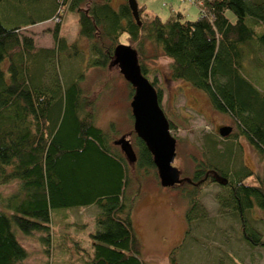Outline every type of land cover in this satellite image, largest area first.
<instances>
[{
    "label": "trees",
    "instance_id": "16d2710c",
    "mask_svg": "<svg viewBox=\"0 0 264 264\" xmlns=\"http://www.w3.org/2000/svg\"><path fill=\"white\" fill-rule=\"evenodd\" d=\"M112 1L0 0V186L18 181L15 192L0 195V264H24L29 256L15 228L43 234L49 246L53 211L91 204L100 211L91 234L93 255L86 263L148 264L140 257L141 242L125 197L130 166L95 125L96 96L86 95L79 79L63 85L54 68L46 83L47 63L58 64L69 48L78 52L76 42L68 45L60 35L67 7L77 11L79 39L89 42L93 66L111 64L126 33L147 77L145 45L152 42L172 60L173 80L186 81L207 95L213 109L231 118L264 161V89L244 73L250 55L264 51V0H195L200 3L196 20L180 12L166 20L158 15L146 20L144 7L138 6L140 25L127 0L116 7ZM50 20L58 23L52 32L55 47H37L24 30ZM258 61L264 66L263 58ZM151 83L161 100L162 92ZM133 94L131 86V99ZM133 137L137 164L157 171L145 143ZM217 165L199 160L192 177L181 173L186 179L181 189L189 198L186 236L198 214L201 184L212 182L226 188L223 202L239 215L243 239L264 247L260 232L250 228L244 216L257 204L264 208V174L244 166L231 176ZM250 177L258 185L250 184ZM174 259L172 255L171 262Z\"/></svg>",
    "mask_w": 264,
    "mask_h": 264
},
{
    "label": "rangeland",
    "instance_id": "374dc122",
    "mask_svg": "<svg viewBox=\"0 0 264 264\" xmlns=\"http://www.w3.org/2000/svg\"><path fill=\"white\" fill-rule=\"evenodd\" d=\"M33 1L37 3L38 0ZM166 1L137 0V3L145 6L149 15H158L162 20L168 19L173 12H180L190 20H196L200 15V3L195 0ZM120 2L112 1L115 7ZM67 8L59 23L60 35L68 45L76 42L78 52L73 54L69 48L60 56L58 64L47 63L46 70L49 68L50 72L46 83L52 68L57 70L65 86L79 79L83 92L96 96L95 125L109 135L112 143L127 135L134 145L131 84L117 66L109 63L104 67L92 65L94 57L90 44L85 39H79L77 11ZM229 16L234 21V15ZM146 17L144 19H149ZM57 24L56 20L40 22L28 27L24 33L32 35L37 47L53 48L52 32ZM120 42L128 45L126 33L120 36ZM145 46L147 78L155 82L162 92L160 105L170 122L171 134L177 140L174 166L180 169L182 176L192 177L199 160L216 163L224 171L228 170L231 176L244 166L263 175L264 163L258 159L247 138L238 132L231 118L213 109L208 96L190 83L173 80L172 60L152 42L146 41ZM259 57L264 59V51L250 55L244 73L260 89H264V66L259 63ZM226 125L232 126L233 131L229 136L221 137L218 130ZM115 147L121 151L119 146ZM128 164L130 181L125 197L132 208L133 227L141 242L140 257L146 263L264 264V247L252 246L243 239L239 215L230 206L224 205L226 188L212 182L201 184L198 214L191 221L190 232L186 236L189 198L182 192V186L163 187L155 168L140 167L137 162ZM247 180L258 185L253 177ZM17 187L18 181L15 180L2 185L0 195L6 197ZM99 211L96 204L55 209L51 217L49 246L42 241L43 234H25L15 228L20 243L29 254L24 264H87L93 255L91 234L97 230L95 219ZM244 216L247 225L258 230L264 240V208L257 204L252 212L247 210ZM172 255L175 256L174 262H171Z\"/></svg>",
    "mask_w": 264,
    "mask_h": 264
},
{
    "label": "water",
    "instance_id": "95a60500",
    "mask_svg": "<svg viewBox=\"0 0 264 264\" xmlns=\"http://www.w3.org/2000/svg\"><path fill=\"white\" fill-rule=\"evenodd\" d=\"M127 3L135 21L140 25L137 0H127ZM111 66H117L134 88L130 103L133 131L150 152L160 184L163 187L180 185L186 179L181 177L180 169L174 166L177 140L171 134L170 122L160 105L157 89L141 71L137 50L129 45L119 44L114 50ZM232 130V126L226 125L220 127L218 132L221 137H227ZM114 145L120 147L128 162H136L137 155L127 135L115 140Z\"/></svg>",
    "mask_w": 264,
    "mask_h": 264
},
{
    "label": "crops",
    "instance_id": "0c3cea01",
    "mask_svg": "<svg viewBox=\"0 0 264 264\" xmlns=\"http://www.w3.org/2000/svg\"><path fill=\"white\" fill-rule=\"evenodd\" d=\"M139 5V4H138ZM143 7H145V6H143ZM144 13H145V15L147 16V17H151V16H153V15H149L148 13L149 12H147L146 11V7L144 8ZM155 16V15H154ZM45 22H47V21H45ZM255 152V154L257 155V152L256 151H254ZM257 157H258V155H257ZM258 159H259V157H258ZM262 163H264V161H262ZM263 170H264V168H263Z\"/></svg>",
    "mask_w": 264,
    "mask_h": 264
},
{
    "label": "bare ground",
    "instance_id": "6f19581e",
    "mask_svg": "<svg viewBox=\"0 0 264 264\" xmlns=\"http://www.w3.org/2000/svg\"><path fill=\"white\" fill-rule=\"evenodd\" d=\"M158 173V172H157ZM159 177V176H158ZM160 180V179H159ZM162 186V185H161Z\"/></svg>",
    "mask_w": 264,
    "mask_h": 264
},
{
    "label": "built area",
    "instance_id": "2783aa9c",
    "mask_svg": "<svg viewBox=\"0 0 264 264\" xmlns=\"http://www.w3.org/2000/svg\"><path fill=\"white\" fill-rule=\"evenodd\" d=\"M167 1H168V0H167ZM167 1H166V2H167ZM56 21H57V20H56Z\"/></svg>",
    "mask_w": 264,
    "mask_h": 264
}]
</instances>
